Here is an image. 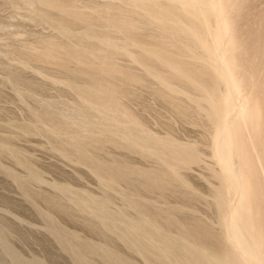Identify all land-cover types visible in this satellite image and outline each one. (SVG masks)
I'll return each mask as SVG.
<instances>
[{"label": "rangeland", "instance_id": "1", "mask_svg": "<svg viewBox=\"0 0 264 264\" xmlns=\"http://www.w3.org/2000/svg\"><path fill=\"white\" fill-rule=\"evenodd\" d=\"M59 1L70 6L75 13L87 18L88 25L75 23L71 25L70 33L64 34L57 29L55 21L69 26L70 18L56 9L46 7L42 0H0V264H14L8 252L27 264H75L78 244L109 247L132 264H144L137 253L130 251L126 245L118 241L115 232L98 225L92 216L78 209L74 203V199L102 200L108 197L110 215L123 212L127 218L133 217L124 203V195L129 192L128 187L125 184H118L115 190H108L98 176L99 174L101 177L105 176L104 172L96 173L97 170L89 167V164L79 163L69 148V140L75 133L80 134L85 124L82 119L83 113H88L93 123L98 120L94 112L81 104L73 88L67 85V74L79 66L70 60L65 63L66 71L61 70L56 62L64 60V54L59 51L55 52L56 61L46 63L38 61L36 57L50 42L58 45L59 49L80 48L95 52L108 49L101 43L103 38L113 40L117 46H124L123 35L100 23H95L99 11L106 7H109L111 12L120 11L119 14L132 21L136 41H139L137 43L148 47L154 40L165 42L169 49L167 51L177 55L179 60L182 59L181 61L187 64L191 60L179 54L190 45V41L188 38H183L182 44L171 43L172 30L159 32L156 24H146L144 19L133 13L129 0ZM167 4L168 0H158L160 6ZM212 6L216 11L212 14L218 20L216 21L213 16L208 27L210 30L212 27L213 31L220 28L222 38L221 43L214 50L213 57L223 61L222 52L226 46L228 29L232 35L236 33L238 42L245 45L242 47L241 43L237 42L235 51L236 55L238 52L242 53L239 54L241 59L238 58L242 70L240 69L238 74L232 73L226 69L227 64L223 61L220 71L225 75V79L223 78L218 84V88L221 94L227 89L234 92L232 101L235 104L232 102L233 109L231 108L229 113L230 116L233 115L231 117L228 115L225 122L240 111H245L244 113L251 120L254 118L262 120H258L259 124H255L258 121H254L258 133L254 134L252 140L245 138L243 146L248 152L247 155L253 157V159L248 158L253 165V177L249 178V184L254 188L251 187L253 191L255 190L256 198L253 201V211L264 226V167H262V164L264 166V113H261L264 112L262 106L264 105V82H262L264 81V0H215ZM134 16L136 22L138 20L137 23ZM225 19H228L229 26L232 27L228 26L224 30L221 24ZM241 27L247 32L243 28L240 29ZM240 30L245 34L244 36ZM84 34L92 36L85 38ZM128 49L130 56L137 55L135 48L128 47ZM217 50L220 51L219 54ZM130 56L116 51L112 61L115 68L141 79L137 86L116 82L123 90L126 89L127 95L122 96L119 101L121 107L128 110L134 118L136 117L140 127L151 138L158 141L169 140L179 147L182 145V147H193L198 157L197 163L179 169L180 178L176 177L175 182L172 183L176 191L181 180L188 185L192 198L189 201L182 200L172 191L161 195L157 190H140L135 198L148 202L151 212L166 207L181 208L182 216L195 219L212 235L222 236V230L217 223L213 195L219 188L220 178L226 177V174L215 165L217 163L211 156L214 148V136H211L214 135L211 132L213 130L209 129L210 125L209 122L207 124L203 111L198 107L196 109L192 102L193 98H198V94L194 97L195 92L189 90L187 94L174 95L176 103L184 108L187 107L190 113L184 119L177 116L167 100L169 97L165 94L157 95L161 88L158 81L147 75L144 67L134 63ZM143 61L147 62V57L144 56ZM151 63L155 71L164 74L161 64ZM72 81L76 87L84 86L81 78ZM184 95L191 99L188 101V97L186 99ZM260 101L262 104L259 103ZM105 133L103 131L94 134V139L98 137L99 140H106L100 151H91L90 154L98 161L94 160V164L100 162L111 165L115 161L142 171L161 168L157 158L146 156L137 149L130 150V147L119 139L114 140L116 144L110 143V140L108 141L110 134ZM80 137L91 145L94 143L86 133H81ZM255 160L258 162L256 163ZM218 175H221L220 178ZM52 204H56L62 210ZM89 224L95 228L94 231L87 228ZM87 259L90 264H106L98 255L88 256Z\"/></svg>", "mask_w": 264, "mask_h": 264}, {"label": "bare ground", "instance_id": "2", "mask_svg": "<svg viewBox=\"0 0 264 264\" xmlns=\"http://www.w3.org/2000/svg\"><path fill=\"white\" fill-rule=\"evenodd\" d=\"M42 1L46 7L56 9L62 15L70 18L69 26L55 21L57 29L64 34H69L71 25L75 23L85 25L88 23L87 18L75 13L71 10L70 6L59 0ZM129 2L133 8V13L144 19L146 24H156L159 32L166 31L167 29L172 30L171 43H181L183 38H188L190 45L181 53L179 52V55L187 56L191 62L189 60L190 63L187 64L181 61L182 59L179 60L177 55L169 53L165 42L154 40L151 43L152 45L148 47L137 43L139 41H136L134 28L131 24L132 21L122 16L121 13L119 14L120 11L111 12L109 7L99 11V16L95 23H100L115 33L123 35L125 40L124 46H117V43L113 40L103 38L101 39V43L108 48L103 51L99 50L95 52L92 50H81L80 48L73 50L68 48L59 49L58 45L56 46V44L51 42L47 43L40 51L36 59L46 63L56 61V51L63 53L64 60L56 62V65L63 71H66L65 63L70 60L79 66L76 70L67 74V85L73 88L81 104L94 112L98 120L93 123L90 115L86 112L83 113L82 119L85 124L81 132L80 130L79 132L80 134L86 133L88 138L90 137L94 143L91 145L89 142L83 140L79 133H75L71 140H69V148L79 163L89 164V167L97 170L96 173L104 172L105 176L102 175L101 177L100 174L98 176L108 190H115L118 184H125L128 187L129 192L124 195V203L127 209L132 212L133 217L127 218V215L123 212L110 215L108 212L110 199L108 200V197L102 200L74 199V203L78 209L92 216L98 225L110 232H115L118 241L126 245L130 251L137 253L143 259L144 264H264V226L257 219L253 211V201L256 199L255 190L253 191L251 189L252 185L250 186L249 184V178L253 177V165L249 161L250 159H248L250 155H247L248 152H246L243 146L245 138L252 140L254 134L258 133V130L254 127V121L256 122L260 119L257 118L256 120L253 117L254 120H251L244 113L245 111H240L235 117L225 122V119L230 116L229 113L233 109L232 94L234 92L232 93L230 89H227L221 94L218 88V84L225 76L220 71L223 61L227 64L226 69L232 73L238 74L237 72L241 69L239 59H241L240 55L242 53L238 52L237 55L235 54L238 42L236 33L232 35L228 29L226 46L222 52L224 53L223 61H219L220 58L216 60L213 56L215 48L221 43L222 38L219 31L221 29H214L213 31L211 27V31L208 27L212 17L215 16L216 11L212 9V2H215V0H212V2L211 0H168L166 6H164L165 4L160 6V3L158 5V0H129ZM194 11L196 13H193ZM133 18L136 22L135 16ZM216 18L215 16L214 19L216 20ZM225 20L221 24L224 30L229 26L228 19ZM134 25L136 26L135 23ZM229 27L231 28L232 25ZM244 31L247 32L246 29ZM158 34L162 35L163 33ZM84 35L85 38L92 36L91 34ZM238 43L240 44L241 42ZM128 47L135 48L137 50L136 53L138 52L137 55L130 56ZM116 51L128 57L130 56V59L134 63L144 67L147 75L158 81L161 88L160 93L158 92L157 95L165 94L169 97L167 100L177 116L184 119L190 113L187 107L186 109L176 103L174 95L187 94V91L192 90L193 93L195 92L194 97L196 94H198V98L200 97L199 99L193 98L192 102L195 104L196 109L198 107L203 111L204 116L207 118V120L205 119L207 124L209 122V129L212 128L210 130H213L211 132L214 135L211 134V136H214V148L211 151V156L217 163L215 165L220 167L226 174V177L222 178H220L221 175H218V178H220L219 188L215 190L213 195L217 223L222 230V236H214L195 219L182 216L183 211L181 208L166 207L163 210L151 212L152 210H150L148 202L135 198L140 190H157L161 195L172 191L173 194L178 195L182 200L189 201L192 198L189 194L188 185L180 179L181 181L178 184L179 189L176 191L173 189L172 183L175 182L176 177L180 178L179 169L197 163L198 157L195 155L197 152H195L193 147H182L183 145L179 147L169 140L158 141L151 138L140 127L136 117L134 118L128 110L121 107L119 101L122 96L127 94L126 89L124 88L125 90H123L116 82L127 86H137L141 79L139 80L138 77H133L135 75L131 76L126 74V71L124 73V71L122 72V70L120 71V69L114 67L112 61ZM141 55L143 58L144 56L147 57L148 61L144 62ZM238 55L239 57H237ZM151 62L161 64L164 68V74L163 72L159 74L155 71ZM75 78H81L84 86L76 87L72 81ZM257 93L259 92L257 91ZM236 94L237 92L235 96ZM235 96L234 99H236ZM256 96L255 98H257ZM185 97L187 99L188 96ZM190 99L188 97L187 100L189 101ZM259 103L262 104V101ZM262 106L264 108V105ZM200 109L199 112L201 113ZM261 113L263 114L264 112L261 111ZM260 121L255 124H259ZM103 131L110 134V138H108L110 143L116 144L117 142L114 140L119 139L126 143L130 147V150L137 149L146 156L157 158L160 161L161 168L154 171H142L128 167L123 163H116L115 161L111 165H105L100 162L94 164L97 159L90 153L91 151H100L106 140H99L98 137L94 139L93 137L94 134ZM250 158L253 159V157ZM262 167H264L263 164ZM255 169L257 170L256 167ZM223 172L222 174H224ZM216 173L218 174L217 171ZM52 205L62 210L56 204ZM87 228L90 231L95 230L90 224L87 225ZM76 249L75 264H90L87 257L91 255L100 256L106 264H132L109 247L78 244ZM8 253L14 264H27L23 263L17 256L10 254V252Z\"/></svg>", "mask_w": 264, "mask_h": 264}]
</instances>
